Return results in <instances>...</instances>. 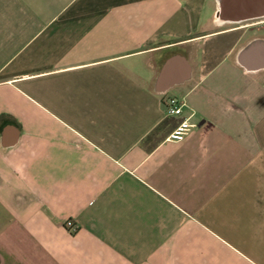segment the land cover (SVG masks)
I'll return each mask as SVG.
<instances>
[{"label":"crops","instance_id":"0c3cea01","mask_svg":"<svg viewBox=\"0 0 264 264\" xmlns=\"http://www.w3.org/2000/svg\"><path fill=\"white\" fill-rule=\"evenodd\" d=\"M261 12L0 0V264H264Z\"/></svg>","mask_w":264,"mask_h":264},{"label":"built area","instance_id":"2783aa9c","mask_svg":"<svg viewBox=\"0 0 264 264\" xmlns=\"http://www.w3.org/2000/svg\"><path fill=\"white\" fill-rule=\"evenodd\" d=\"M164 105L167 114L179 116L174 127L168 132L166 138L172 140H182L186 136L190 127L193 125L188 116H182L183 100L178 96L169 95L164 98ZM64 223L70 230H75L78 227L76 220L72 217L67 218Z\"/></svg>","mask_w":264,"mask_h":264},{"label":"water","instance_id":"95a60500","mask_svg":"<svg viewBox=\"0 0 264 264\" xmlns=\"http://www.w3.org/2000/svg\"><path fill=\"white\" fill-rule=\"evenodd\" d=\"M221 7L222 8L219 10L218 15L221 16V17H223V16H225V14H224L223 6H221ZM260 14H264V12H261Z\"/></svg>","mask_w":264,"mask_h":264}]
</instances>
